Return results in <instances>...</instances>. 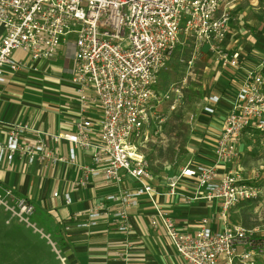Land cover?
Listing matches in <instances>:
<instances>
[{
	"label": "built area",
	"instance_id": "1",
	"mask_svg": "<svg viewBox=\"0 0 264 264\" xmlns=\"http://www.w3.org/2000/svg\"><path fill=\"white\" fill-rule=\"evenodd\" d=\"M233 1L0 0V84L22 70L38 71L40 62L55 58L64 46L72 60L70 83L81 115L98 111L95 118L80 116L73 132L53 134L27 124H1L5 140L0 143V164H9L17 156L30 165L38 163L53 171L61 165L75 166L80 176L74 183L79 186H85L89 178H102L119 186L128 176L138 185L133 189L118 187L104 201L94 203L87 212V222L79 226L96 225L108 214V201L115 206L117 229L127 232L129 210L145 196L153 208L151 227L165 230L185 264H257L262 252L257 238L244 226L228 223L226 216L241 201L257 199L261 189L225 164L238 159L245 130L264 131V77L259 70L245 72L237 86L222 119L214 162H188L167 177L164 194L169 196L178 195L181 178H194L192 199L217 204L220 228H212L207 218H202L194 232H182L156 202L155 197L161 193L150 183V164L139 150L142 140L163 126L183 101L178 85L156 91L160 73L181 42L192 44L190 56L180 60L186 70L192 68L203 47L223 68L238 67V53L228 54L222 49ZM17 51L25 53L32 64L15 57ZM219 100L216 95L208 96L203 112L213 114ZM161 103L167 104L165 112L159 109ZM63 142L68 145L65 154L60 151ZM78 149L90 151L89 164L78 161ZM52 195L57 197L58 193ZM63 200L66 205L71 203L68 193ZM0 207L8 214L7 221L15 219L42 232L30 220L35 205L27 198L2 188Z\"/></svg>",
	"mask_w": 264,
	"mask_h": 264
},
{
	"label": "crops",
	"instance_id": "2",
	"mask_svg": "<svg viewBox=\"0 0 264 264\" xmlns=\"http://www.w3.org/2000/svg\"><path fill=\"white\" fill-rule=\"evenodd\" d=\"M229 13V29L222 49L228 54L238 53V67L223 68L217 62L219 69L210 84L211 89L207 87L204 92L203 106L208 96L216 95L220 100L215 105L213 114L203 112L202 108L203 130L200 131L196 142H192L193 148H186L185 164L192 162L210 165L214 162V146L221 132L222 119L231 106L238 84L245 72L261 71L264 67V0H234ZM203 55L215 58L207 47H203L196 57ZM27 59L26 56L24 61L31 65ZM60 59L63 61L62 66L51 69L60 77L59 83H41L45 84L47 89L58 88L67 98L64 101V111L58 115L47 112L34 99H29L31 97L28 95L24 96L27 92L24 93L15 88L16 85H11L16 75L25 78H28V74L41 75L42 70L51 68V60L40 62L38 71L22 70L5 84H0V143L5 140V129L1 124L6 122L27 124L42 132L57 134L73 132L74 122L80 116H97L96 109L81 115L70 83L69 70L72 60L71 56L66 55L64 46L52 61L57 62ZM260 74L264 77L263 73ZM64 75H67V78ZM38 86L41 87L40 84ZM250 131L245 130L242 133L239 157L232 163H226V168L237 170L242 155L241 139L245 135L252 136L254 130ZM67 147L66 143H61L60 151L65 154ZM77 153L80 163H90V151L78 149ZM163 173L165 174L160 176L152 173L150 183L161 193L155 199L160 207L170 214L182 232H194L202 218H207L208 225L212 228L221 227L217 219L219 209L214 201L192 199L196 189L194 178H181L177 185L178 195L169 196L164 193L167 190V177L171 174L168 171ZM79 176L80 172L75 166L61 165L53 171L41 168L38 163L30 165L17 156L9 164H0V191L2 188H10L15 195L30 200L38 211L34 217L36 225H40L39 229L44 230L38 232L39 234H32L33 237L38 235L37 240L21 241V227L11 224V221H4L1 229L2 233H6V237L3 236L0 240V264H185L168 241L165 230L160 226L156 229L151 227L153 208L145 196L139 197L138 205L129 210L130 229L127 232L117 229L114 222L115 206L108 201L105 202L108 214L99 218L96 225L79 226L87 222V212L94 203L104 201L105 196L115 192L118 187L133 189L138 185L132 178L124 176L119 186L102 178H89L85 186H79L74 183ZM53 192H57L58 196L53 197ZM65 193L71 198L69 205L64 203ZM230 213L231 211L227 212V222L234 224L230 222ZM55 224L58 231L55 230Z\"/></svg>",
	"mask_w": 264,
	"mask_h": 264
},
{
	"label": "rangeland",
	"instance_id": "3",
	"mask_svg": "<svg viewBox=\"0 0 264 264\" xmlns=\"http://www.w3.org/2000/svg\"><path fill=\"white\" fill-rule=\"evenodd\" d=\"M191 53V42H181L176 48L175 55L167 64L158 80L160 92L166 90L170 84L180 86L183 93V101L178 109L170 115L168 121L163 126L150 132L142 140L139 147L144 156L146 155L145 158L150 164V169L156 176L164 175V171H168L171 174L182 168L186 160V148H193L192 142H196V138L200 137V131L203 130L202 108L204 92L207 87L211 89L212 85L210 84L213 83L219 68L217 61L214 60L215 58L212 59L203 55L199 58L196 57L192 68L186 70L180 62V58H188ZM14 56L23 60L26 58V54L21 51H17ZM51 62V68L42 70L41 75L28 74V78L16 75L11 85H16L15 88L20 89L24 93L27 92L28 94L25 93L24 96L28 95V97H31L29 99H34L47 112L58 115L64 111V101L67 98L60 93L58 88L55 90L53 88L47 89L45 84H41L45 81L58 84L60 81V77L57 76V73L52 72L51 69L62 66L63 61L60 59L57 62L52 60ZM64 77L67 78V75H64ZM159 109L165 112L167 104L161 103ZM190 116L193 118L190 119ZM249 132L251 131L249 130ZM252 134V136H242V155L236 169L241 178L259 186L261 193L252 207L246 208L245 212H242L243 209L237 207L230 210V222L242 225L253 232L254 237L258 240L257 243L262 246V252L257 256L260 257V261L257 264H264V132L254 130ZM255 134L263 135L257 138ZM7 218L8 214L0 207V240H2L3 236L6 237V233H2L3 229L1 228L4 221L9 223ZM30 220L36 225L33 218ZM10 221L11 224L21 227L19 231L21 241L37 240L38 235L35 237L32 235L36 232L33 231V228H26L25 224L19 223L15 219ZM39 227L40 225L37 224L36 228L39 229ZM36 234L39 233L36 232Z\"/></svg>",
	"mask_w": 264,
	"mask_h": 264
},
{
	"label": "trees",
	"instance_id": "4",
	"mask_svg": "<svg viewBox=\"0 0 264 264\" xmlns=\"http://www.w3.org/2000/svg\"><path fill=\"white\" fill-rule=\"evenodd\" d=\"M175 52H176V50L174 51V53H173L171 59H172L173 56L175 55ZM171 59H170V61H171ZM181 59H183V57L180 58V60H181ZM170 61H169V62H170ZM162 72H163V71H162ZM162 72L160 73L159 77L162 75ZM259 72L264 74V67H263L262 70L259 71ZM158 80H159V79H158ZM156 91H158V92L160 91V90H159V85H158V84H157V86H156ZM173 113H174V112L170 113V114H169V117H170V115L173 114ZM261 132L263 133L264 131H261ZM262 135H263V134H261V135H257V134H255V136H256L257 138L260 137V136H262ZM145 156H146V155H145ZM255 200H256V199H254V200H245V201H241L240 203H238L236 206H234V207L231 208L230 210H233L234 208L237 207V208H241V209H243L242 212H245V211H246V208L252 207V205H253V203L255 202ZM230 210H229V211H230ZM229 211H228V212H229ZM36 212L38 213V211L36 210V207H35V213H36ZM35 213H34V215H33V217H32L33 219H34V217H35ZM34 220H35V219H34ZM54 227H55V230L58 231V229H57V224H55ZM259 261H260V257L257 258V263H259Z\"/></svg>",
	"mask_w": 264,
	"mask_h": 264
}]
</instances>
